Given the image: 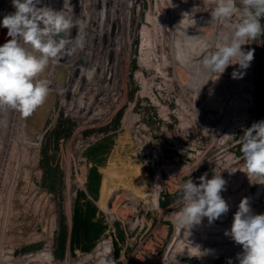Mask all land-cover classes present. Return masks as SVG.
Masks as SVG:
<instances>
[{"label": "rangeland", "instance_id": "374dc122", "mask_svg": "<svg viewBox=\"0 0 264 264\" xmlns=\"http://www.w3.org/2000/svg\"><path fill=\"white\" fill-rule=\"evenodd\" d=\"M170 1L43 0L83 22L88 55L80 50L52 60L67 69L66 82L47 94L37 113L23 118L0 109V264H89L83 261L104 241L115 258L107 264H138L131 259L136 251L154 257L147 264H239L242 246L224 232L240 200L247 197L253 214H264V184L256 183L264 181L242 172L238 143L246 128L264 119V35L241 46L253 50L241 78L232 80L229 72L237 66L230 65L217 79L219 87L209 89L214 83L202 85L204 79L215 75L194 73L192 61L220 45L229 25L212 21L220 38L209 32L198 37L201 13L211 25L213 0H174L176 24L191 38L210 40L198 52L177 45L174 36L178 41L184 32L170 29ZM13 11L11 0H0V18ZM6 30L0 27V39ZM104 144L107 152L97 148ZM95 164L102 177L97 200L86 189ZM205 173L226 180L221 196L229 210L211 224L204 218L188 236L171 223L184 205L179 189L189 178L198 184ZM80 190L94 202L93 221L102 226L92 247L85 239L73 243L71 234Z\"/></svg>", "mask_w": 264, "mask_h": 264}, {"label": "clouds", "instance_id": "9594fccd", "mask_svg": "<svg viewBox=\"0 0 264 264\" xmlns=\"http://www.w3.org/2000/svg\"><path fill=\"white\" fill-rule=\"evenodd\" d=\"M213 3L210 20L228 23L229 34L214 50L202 55V70L208 77H216L205 79L202 85L209 80L215 82L230 65L237 66L230 77L241 78L253 59V50H244L241 46L264 35L261 22L264 0H213ZM11 4L14 11L0 18V27L6 28V36L10 37L0 44V109L9 108L26 117L47 95L42 74L49 61L83 48L87 43L86 32L82 21H74L63 11L45 6L43 0H11ZM233 17L238 18L234 23ZM192 24H195L193 19ZM73 29H76L74 36L71 35ZM238 143L243 159L242 172L249 178L264 181V119L246 128ZM206 177L207 173L199 176L198 184L189 178L179 189L184 205L171 223L182 232L187 231L188 236L204 218L211 224L229 210L221 196L226 190V180L220 173H214L210 179ZM224 235L242 246L237 256L239 264H264V214H253L247 197L240 200ZM195 248L200 256L207 252H201L199 245Z\"/></svg>", "mask_w": 264, "mask_h": 264}, {"label": "trees", "instance_id": "16d2710c", "mask_svg": "<svg viewBox=\"0 0 264 264\" xmlns=\"http://www.w3.org/2000/svg\"><path fill=\"white\" fill-rule=\"evenodd\" d=\"M97 148H102L104 152H107V149L104 145H98ZM87 191L89 194L94 198V200L98 199L99 189L98 185L101 182V173L98 170L97 165H92L89 169V173L87 175ZM79 198L76 199V203L73 207V221L71 226V234L73 237V243L74 241H78L80 239H85V241H90V247L94 244L95 240L98 239L100 232L102 231V226L99 225L98 221H93L94 216L96 215V206L94 205L93 201H90L85 198V195L80 190L77 192ZM178 196V195H176ZM175 197V195H174ZM84 201H80V200ZM255 206V205H254ZM257 209V206H255ZM62 219V218H61ZM61 222V221H60ZM72 246H77L73 245ZM79 244V243H78ZM108 245V248H107ZM79 246V245H78ZM80 247V246H79ZM73 248V247H72ZM85 249V251L89 248L87 246L81 247ZM108 254L105 253V251ZM34 257H38L37 255H33ZM84 261V263L89 264H107L112 261H114V256L112 253L111 244H109V241H104L102 243H99L96 248L91 252ZM88 260V261H87Z\"/></svg>", "mask_w": 264, "mask_h": 264}, {"label": "bare ground", "instance_id": "6f19581e", "mask_svg": "<svg viewBox=\"0 0 264 264\" xmlns=\"http://www.w3.org/2000/svg\"><path fill=\"white\" fill-rule=\"evenodd\" d=\"M126 1V0H125ZM170 1V0H169ZM193 1H195V0H193ZM196 3H198V4H200V5H205L206 4V2H204V1H202V0H196L195 1ZM204 2V3H203ZM130 3V2H129ZM170 3H172V5H171V12L169 13V15L167 14V17H169L171 20H172V25H171V28L170 29H172L173 30V28H174V25H176V28H178V30L179 31H182V32H184V34H183V36H181L180 35V37H179V40L178 41H176V36H174L175 38V40H173L177 45H179L178 43H180V44H183V43H187V44H185L186 46H192L193 47V49L195 48L196 50H195V52H198V50L200 49V46H203V45H205V46H209V44H210V40L208 41L207 40V42L205 41L204 42V40L202 39V40H200V41H198L199 39H201V38H199V39H196L195 37L194 38H191L189 35V31H184L183 30V28H184V26L183 25H181V24H176L177 22H178V18H176L177 19V22H175V20L176 19H173L174 18V14H175V11H176V5L174 4V0H171L170 1ZM169 4V3H168ZM186 4H188V3H186ZM186 4H182V7H184L185 8V12L186 11H188V9L186 8ZM129 5V4H128ZM170 6V5H169ZM162 8H163V10L165 11L166 10V8H167V6H162ZM132 9V8H131ZM167 9H169V8H167ZM198 11H201V10H198ZM182 12V14L184 15V12L183 11H181ZM165 13H166V11H165ZM201 13V12H200ZM119 14V13H118ZM200 15H203V18H200V20H198L197 22L199 23V28H198V31L197 32H195V35H197L198 37L199 36H202V35H205L207 32H209V33H211V35L212 36H216L218 33H216L215 32V34H214V32L212 33V31L213 30H211V28H213V23L214 22H210V24L211 25H209V23H207V22H209V21H206V19H205V14L204 13H201ZM206 15H209V14H206ZM173 18H172V17ZM185 16V19H186V15H184ZM202 19H205V20H202ZM88 20V19H87ZM93 21V20H92ZM188 22V21H187ZM186 22V20H185V25H188V23H189V25H190V21L187 23ZM197 22H195V23H197ZM86 23V22H85ZM217 24H219V23H217ZM216 24V25H217ZM222 24V23H221ZM120 25V24H119ZM188 25V27H190ZM193 25V24H192ZM197 26V25H196ZM223 27V26H222ZM228 27V26H227ZM91 28V27H90ZM185 28L186 29H189V28H187V26H185ZM192 28H194V27H192ZM208 30H207V29ZM215 28V27H214ZM218 28V27H217ZM120 29H121V27H120ZM195 29V28H194ZM194 29H193V31H194ZM221 29V28H220ZM219 29V31H221ZM218 30V29H217ZM225 30V29H224ZM7 31V30H6ZM192 31V30H191ZM111 32V31H110ZM116 32V31H115ZM189 32V33H188ZM224 32V31H223ZM6 32L5 31H3L2 32V36L5 34ZM89 33H90V31H89ZM172 33H175V35H179L178 34V32H176V31H174V32H172ZM192 33H194V32H192ZM226 31H225V35H226ZM214 34V35H213ZM89 35V34H88ZM194 35V36H195ZM221 35H223L222 33H221ZM228 35V34H227ZM193 36V35H192ZM211 36V37H212ZM216 37H219V36H216ZM220 38V37H219ZM88 39V38H87ZM207 39H210L209 37H207ZM189 40V41H188ZM206 40V39H205ZM216 40V39H215ZM204 43V44H203ZM213 42H211V44H212ZM201 44H203V45H201ZM214 44V43H213ZM87 46V45H86ZM98 47V46H97ZM96 47V48H97ZM164 47V46H163ZM212 47V46H211ZM210 47V48H211ZM93 48V47H92ZM159 48V47H158ZM208 48V47H207ZM210 48H208V50H205V51H209V49ZM86 47H84V49L82 48V49H78L77 50V52H76V54L78 55V53L80 52V50H81V54H85V55H88V51L86 52ZM91 49V48H90ZM94 49H95V47H94ZM206 49V48H205ZM99 50V49H98ZM210 51H211V49H210ZM92 52V51H91ZM96 53V52H95ZM80 54V55H81ZM156 54V53H155ZM98 56V55H97ZM199 56V55H198ZM151 57L152 58H155V57H153L152 55H151ZM164 58V57H163ZM166 58V57H165ZM166 59H168V58H166ZM165 59V60H166ZM171 59V58H170ZM193 59V58H192ZM178 60V59H177ZM176 60V61H177ZM101 62V61H100ZM181 62V61H180ZM49 63H50V66H47V68H46V72L44 73V74H42L43 76H44V79H45V83H46V87H47V89H48V92H47V94H49V95H51V97L54 95V94H57V91L59 90V84H57V83H54L53 81H52V75H53V73H54V71L55 70H53L52 69V67H57V64L56 63H54V61H52V60H50L49 61ZM160 63V62H159ZM187 63H189V62H187ZM192 63L195 65V68H193V66L191 67L192 68V70L191 71H193V69H195V71H194V73H196V74H200L201 75V72H203L201 69V66H200V62H199V60L197 59V57H195L194 58V60L192 61ZM189 64V65H193V64ZM52 64H53V66H52ZM161 64V63H160ZM165 64V63H164ZM99 68V67H98ZM160 68V67H159ZM187 68V67H186ZM155 69H156V67H155ZM190 70H188V71H190ZM227 70V69H226ZM98 71H99V69H98ZM176 71V70H175ZM179 71V70H178ZM246 71H247V69L246 70H244V72L246 73ZM190 73V72H189ZM230 73V72H229ZM206 74V73H205ZM189 75V74H188ZM203 75V74H202ZM201 75V76H202ZM195 76V75H194ZM197 76V75H196ZM205 76H207V75H205ZM99 77V76H98ZM229 78V77H228ZM205 80V79H204ZM232 80H234L233 78H232ZM193 81V80H192ZM203 82V81H202ZM210 82H211V80H210ZM218 81L216 80L215 82H213L214 83V85L211 87V88H209V89H212V90H216L218 87H219V85H218V83H217ZM198 83V82H197ZM212 83V82H211ZM212 83V84H213ZM193 84V83H192ZM216 88V89H215ZM208 91V90H207ZM211 91V90H210ZM203 93V92H202ZM211 94H212V92H210ZM209 94V93H208ZM46 97H47V95H46ZM45 97V99H44V101H43V103L41 104V107H43L44 105H46V101L48 100L47 98ZM199 97V96H198ZM202 97V96H201ZM200 97V98H201ZM236 99H238V102L237 103H239V105H240V101H239V97L238 98H236ZM191 100V99H190ZM202 101V100H201ZM200 101V102H201ZM203 101H206V98H205V100H203ZM199 103V102H198ZM39 107L40 106H38L37 108H35L34 110H33V112L34 113H37L38 112V110H40L39 109ZM107 107V106H106ZM209 109H211L212 107L211 106H207ZM239 108V107H238ZM3 109H5V108H3ZM241 110V109H240ZM4 112V111H3ZM2 114V113H1ZM9 114V113H8ZM18 114V113H17ZM7 115V114H6ZM20 115V114H19ZM21 116V115H20ZM21 117H23L24 118V116H21ZM20 117V118H21ZM17 120V119H16ZM21 120V119H20ZM1 121V120H0ZM8 122V121H7ZM16 122V125H17V121H15ZM226 122V121H225ZM5 125H7L6 123H5ZM20 125V124H19ZM19 125H18V127H19ZM22 126V125H21ZM127 128V127H126ZM21 133H22V131H21ZM20 133V134H21ZM13 140V139H12ZM17 140V139H16ZM11 141V140H10ZM22 148V147H21ZM199 153V152H198ZM197 153V154H198ZM108 181V180H107ZM204 236V235H203ZM202 236V237H203ZM205 237V236H204ZM219 237H221V236H219ZM199 239V238H198ZM201 239V238H200ZM205 239H208V238H205ZM220 239H224L223 237L222 238H220ZM182 240H184V239H182ZM225 240H227V239H225ZM199 241H201V240H199ZM203 242H205V241H203ZM223 242V241H222ZM229 242V241H228ZM181 243H182V241H181ZM200 243V242H199ZM206 243H207V241H206ZM180 244V243H179ZM205 244V243H204ZM211 245V244H210ZM228 245V244H227ZM185 246V245H184ZM194 246V245H193ZM203 246V245H202ZM204 247V246H203ZM209 247V246H208ZM197 249V248H196ZM168 253V252H167ZM189 254V253H188ZM194 255L196 256V255H200V253H198L197 254V252H195L194 253ZM65 263V262H64ZM83 263H84V261H83Z\"/></svg>", "mask_w": 264, "mask_h": 264}, {"label": "water", "instance_id": "95a60500", "mask_svg": "<svg viewBox=\"0 0 264 264\" xmlns=\"http://www.w3.org/2000/svg\"><path fill=\"white\" fill-rule=\"evenodd\" d=\"M9 37L6 36V33L0 39L1 44L7 41ZM46 72V69H45ZM67 69L65 67H57L52 75V81L57 84L63 85L66 82Z\"/></svg>", "mask_w": 264, "mask_h": 264}, {"label": "built area", "instance_id": "2783aa9c", "mask_svg": "<svg viewBox=\"0 0 264 264\" xmlns=\"http://www.w3.org/2000/svg\"><path fill=\"white\" fill-rule=\"evenodd\" d=\"M131 255H133V256H131V259L134 260V263L136 262L138 264H140L142 262L147 264L150 260H153V262L155 260L152 255H148V254L143 255L142 253H139L138 251L132 253ZM144 257H146L147 259H145Z\"/></svg>", "mask_w": 264, "mask_h": 264}]
</instances>
